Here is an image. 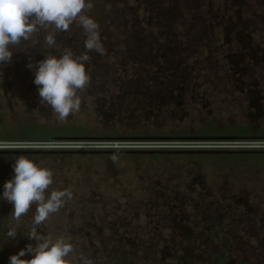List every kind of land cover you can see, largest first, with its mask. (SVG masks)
Here are the masks:
<instances>
[{
    "label": "rangeland",
    "instance_id": "374dc122",
    "mask_svg": "<svg viewBox=\"0 0 264 264\" xmlns=\"http://www.w3.org/2000/svg\"><path fill=\"white\" fill-rule=\"evenodd\" d=\"M94 2L106 54L89 53L80 110L62 123L41 104L27 65L59 55L45 48L42 31L38 44L22 41L0 67V132L30 123L76 127L89 138L180 139L214 124L264 133V0ZM71 28L57 43L81 54L83 29ZM16 158L0 157V197ZM32 159L53 170L49 193L72 192L38 231L71 242L74 264L81 255L93 264H264V158ZM12 211L0 198V264L36 244L27 237L35 206L20 221Z\"/></svg>",
    "mask_w": 264,
    "mask_h": 264
},
{
    "label": "clouds",
    "instance_id": "9594fccd",
    "mask_svg": "<svg viewBox=\"0 0 264 264\" xmlns=\"http://www.w3.org/2000/svg\"><path fill=\"white\" fill-rule=\"evenodd\" d=\"M94 7V0H0V67L12 63L14 48L22 41L38 44L39 34L46 32L45 48H54L59 55L49 52L45 59L30 62L27 67L35 69L34 84L38 86L41 104L50 107L62 123L80 110L79 93L91 82L89 53L106 54L101 25L90 14ZM74 23L83 29L86 51L81 54L57 43L58 34L71 33ZM43 165V161L37 163L27 155H19L13 164L15 175L4 184L0 198L13 205V219L20 221L35 206L33 226L27 237L36 244L29 243L12 255L10 264H74L76 253L71 242L64 237L53 240L38 231L50 215L64 206L65 198H72L70 189L47 191L54 183V172ZM7 235L15 239L16 229H9ZM29 254L31 259H22ZM79 260L81 264H93L83 255Z\"/></svg>",
    "mask_w": 264,
    "mask_h": 264
},
{
    "label": "built area",
    "instance_id": "2783aa9c",
    "mask_svg": "<svg viewBox=\"0 0 264 264\" xmlns=\"http://www.w3.org/2000/svg\"><path fill=\"white\" fill-rule=\"evenodd\" d=\"M0 150L56 151H264V139H98L50 142H0Z\"/></svg>",
    "mask_w": 264,
    "mask_h": 264
},
{
    "label": "trees",
    "instance_id": "16d2710c",
    "mask_svg": "<svg viewBox=\"0 0 264 264\" xmlns=\"http://www.w3.org/2000/svg\"><path fill=\"white\" fill-rule=\"evenodd\" d=\"M22 126V125H21ZM22 129H15V128H9V129H3V132H0V142H50L53 141L56 138H67V137H73V138H89L90 134L87 132H84L82 129H78L76 127H65L60 130H50L48 128H44L41 126L32 125L30 123H26L25 126L21 127ZM119 134L116 132H111L107 138H117ZM138 136L145 135L144 133L140 132L136 134ZM187 135V134H186ZM198 137H231L234 139H262L264 138V133H257L254 134L251 132L249 128H232V127H226V128H218L215 124L213 126H210L208 128H203L200 133L197 134ZM141 138V137H139ZM247 152V151H244ZM260 152V151H259ZM79 155V154H76ZM110 154L105 155H95L97 157H106ZM19 155H0V157H10L15 158ZM30 158H49L54 156H73L70 154L66 155H56V154H44V155H27ZM115 156V155H114ZM118 156V155H116ZM122 156H132V157H139L140 155H122ZM155 158H168V157H178V158H186L190 157L192 159L197 158H238V157H260L264 158V154L260 153H241V154H234V155H152Z\"/></svg>",
    "mask_w": 264,
    "mask_h": 264
},
{
    "label": "water",
    "instance_id": "95a60500",
    "mask_svg": "<svg viewBox=\"0 0 264 264\" xmlns=\"http://www.w3.org/2000/svg\"><path fill=\"white\" fill-rule=\"evenodd\" d=\"M95 139H158L168 140L175 139L172 137H158V138H56L58 140H95ZM180 139L188 140H231V137H184ZM241 153H260L264 154V151H226V150H195V151H54V150H2L0 155H44V154H56V155H234Z\"/></svg>",
    "mask_w": 264,
    "mask_h": 264
},
{
    "label": "flooded vegetation",
    "instance_id": "af4514ba",
    "mask_svg": "<svg viewBox=\"0 0 264 264\" xmlns=\"http://www.w3.org/2000/svg\"><path fill=\"white\" fill-rule=\"evenodd\" d=\"M263 20H264V19H263ZM253 23L255 24V28H256V29L254 28V29H255L254 31H257V32L260 31V30L258 29V27H257L258 25L256 24V21H253ZM253 23H250L248 26H251ZM255 47H256V46H255ZM263 47H264V46H259V48H263ZM196 137H198V136H196ZM206 137H207V136H206Z\"/></svg>",
    "mask_w": 264,
    "mask_h": 264
}]
</instances>
